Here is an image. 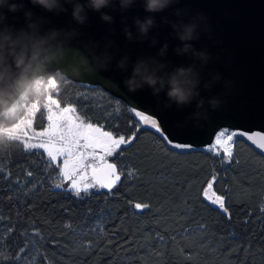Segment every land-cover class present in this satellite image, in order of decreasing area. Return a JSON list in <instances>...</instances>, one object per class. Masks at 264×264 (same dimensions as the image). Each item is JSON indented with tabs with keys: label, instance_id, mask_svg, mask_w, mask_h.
Here are the masks:
<instances>
[{
	"label": "trees",
	"instance_id": "1",
	"mask_svg": "<svg viewBox=\"0 0 264 264\" xmlns=\"http://www.w3.org/2000/svg\"><path fill=\"white\" fill-rule=\"evenodd\" d=\"M56 79L62 106L135 138L111 157L123 170L115 187L80 196L42 149L0 144V264H264V155L241 138L231 160L222 151H175L102 87ZM41 113L37 127L47 122ZM213 176L227 214L204 195Z\"/></svg>",
	"mask_w": 264,
	"mask_h": 264
},
{
	"label": "water",
	"instance_id": "2",
	"mask_svg": "<svg viewBox=\"0 0 264 264\" xmlns=\"http://www.w3.org/2000/svg\"><path fill=\"white\" fill-rule=\"evenodd\" d=\"M25 4L28 9L44 18L46 28L75 29L79 36L72 40V45L79 48L89 59L93 56L103 59L101 54L110 53L113 59L106 69L101 68L91 75L63 77L88 87H102L124 101L131 109L135 108L156 119L163 136H167L169 141L192 145L191 148L177 149L164 140L171 149L179 152L207 150L214 143L217 132L223 128L242 130L248 134H264V0H180L179 5L156 14L157 27L147 38L134 41L126 39L124 29L129 27L135 36L133 17L143 18L147 15L143 10L142 0H137L131 9L124 13L120 12L118 5L114 6L115 10L103 9L114 17L111 24L103 22L100 13L90 11L88 21L84 25L72 20L70 4L66 5V12L58 14L45 12L38 7L33 8L27 0ZM175 7H186L191 14L203 12L209 18L213 39H209L208 34H202L198 41H193L195 48H207L212 55V60L202 72L203 80L209 78L210 71H215L221 74L223 80L232 82L229 94L224 97L227 101L224 106L215 111L209 109L207 118L199 121L186 119L196 110L195 103L183 109H178L175 105L164 108L163 102L166 98L163 93L156 97L148 88L129 91L124 83L132 72V62L138 57L155 56L158 52L159 44L156 47L149 46L153 36L158 37L160 44L167 42L169 45L166 60L171 66L192 63L190 57L176 55L174 49L181 42L174 38L170 25L161 22L162 17H167L169 21L176 20ZM9 22L18 27L23 25L22 13L16 14L15 17L9 14ZM216 40L220 43H216ZM125 55L130 57L131 62L127 71H120L117 61ZM200 91L205 100L221 94L224 92L223 81L214 85L210 91L201 86ZM205 107H208L207 104ZM158 134L163 138L161 133ZM238 138L245 140L264 155V149H260L246 137ZM107 160L109 163H115L111 159Z\"/></svg>",
	"mask_w": 264,
	"mask_h": 264
},
{
	"label": "clouds",
	"instance_id": "3",
	"mask_svg": "<svg viewBox=\"0 0 264 264\" xmlns=\"http://www.w3.org/2000/svg\"><path fill=\"white\" fill-rule=\"evenodd\" d=\"M33 8H41L48 13L66 12V5L72 6L71 17L75 23L84 25L88 21V12L100 13V19L108 24L114 17L103 11L118 5L121 13L127 12L137 0H27ZM143 10L147 14L143 18L133 17L136 34L125 27L126 39L134 41L149 36L157 27L156 14L165 11L180 0H142ZM22 13L23 25L17 26L9 22V14L13 17ZM175 21L162 17L161 22L169 24L174 38L181 44L174 49L177 56H188L190 64L171 66L166 60L167 42L160 44L158 37L153 36L150 47L159 49L155 56L138 57L132 62V72L125 79L129 91L151 89L152 95L165 96L164 108L175 105L183 109L195 103L196 110L186 119L199 121L206 119L209 109L215 111L227 102L224 97L229 94L232 82L223 80L219 72L210 71L208 79L203 80L202 72L212 60L207 48H195L193 41H198L202 34L213 39V29L208 16L203 12L191 14L186 7H175ZM187 18V19H186ZM79 33L75 29L46 28L44 18L28 9L25 0H0V129L9 127L20 118L22 108L19 105L24 98L31 100L35 94L37 81L47 82L49 78H62L65 75H91L101 68L106 69L113 59L110 53L89 59L79 48L72 45ZM216 43L220 41L216 40ZM130 57L123 56L117 61L120 71H127ZM223 81L224 92L213 95L207 100L201 95V86L211 90L214 85ZM207 104V108L205 107ZM15 109L14 115H10ZM12 142V138L0 133V144Z\"/></svg>",
	"mask_w": 264,
	"mask_h": 264
},
{
	"label": "snow or ice",
	"instance_id": "4",
	"mask_svg": "<svg viewBox=\"0 0 264 264\" xmlns=\"http://www.w3.org/2000/svg\"><path fill=\"white\" fill-rule=\"evenodd\" d=\"M35 91L38 96H43L44 99L37 98L28 100L24 98L19 105L24 109V115L16 120L10 127L0 129L12 141L20 142L25 151L33 149H43L49 157V163L56 161L58 158H63V167L60 169L61 174L66 180L71 181V189L76 196H80L81 192L87 193L89 189L96 187L106 188L111 190L120 181V173L115 163H109L107 157L117 154V150L121 145L131 143L135 137H129L126 141L123 135L115 138L112 132L103 131V125L100 127L94 126L93 123L86 122L80 115H77V108L72 107L68 101H65L67 106L62 107L60 100L54 98L53 92L59 94L56 78H49L47 82L37 81ZM41 108L46 109L47 127L43 131H33V122L36 114L41 111ZM143 125H148L156 132H161L160 124L152 116L145 115L142 111H137L135 108L130 109ZM15 109L10 115H14ZM41 120L44 119V114L41 113ZM236 137H246L247 140L256 144L260 149H264V134L254 132L252 134L245 133L242 130H230L224 128L220 130L216 136L214 143L209 146L208 151L217 152L222 150L227 158H232V145L237 143ZM171 147L177 149L191 148V144L173 143L168 140L167 136H163ZM36 141V142H33ZM2 170V169H0ZM134 172H129V175H134ZM29 176L32 174L29 172ZM91 176L93 182H85ZM216 177H212V181L208 182L205 197H208V192L212 190L213 183ZM62 184H56L55 188H62ZM214 205H218L219 209L224 213H228L224 196H216L212 200ZM147 204H136L135 208H147ZM261 211L264 212V205L261 206ZM2 218V217H0ZM230 219V214H229ZM10 232L11 229L9 228ZM2 239V237H0ZM163 240V237L160 238ZM23 251V248L20 249ZM5 254L0 249V259H4ZM19 259V256L16 257Z\"/></svg>",
	"mask_w": 264,
	"mask_h": 264
},
{
	"label": "rangeland",
	"instance_id": "5",
	"mask_svg": "<svg viewBox=\"0 0 264 264\" xmlns=\"http://www.w3.org/2000/svg\"><path fill=\"white\" fill-rule=\"evenodd\" d=\"M32 100V99H31ZM62 106V105H61ZM72 107H75V108H77L75 105H71ZM62 107H64V106H62ZM77 115H80L82 118H83V116L80 114V112L78 111V109H77V113H76ZM24 115V109H22V111H21V113H20V117H22ZM45 116L47 115V111H46V109H45V114H44ZM36 116H37V114H36ZM84 119V118H83ZM17 120V119H16ZM16 120H14L13 121V123H15L16 122ZM86 122H89V121H87V120H85ZM36 118L34 119V122H33V131H35V132H40V131H43L44 130V128H46L47 127V123H48V121L46 122V124H45V126H43V127H37L36 126ZM90 123H92V122H90ZM12 125V124H11ZM11 125H9V127L11 126ZM94 126H96L95 124H94ZM96 127H99V126H96ZM103 130V129H102ZM103 131H106V130H103ZM114 136V135H113ZM115 138H119V137H116V136H114ZM126 141H127V139H125ZM33 142H36V141H33ZM122 146H126V144H124V145H121V147ZM43 150V149H42ZM208 150V149H207ZM44 151V150H43ZM218 151H219V153L222 151V150H219L218 149ZM223 152V151H222ZM213 153H217V152H214L213 151ZM224 153V152H223ZM47 154V153H46ZM111 157L112 156H110V157H107V159H111ZM62 160H63V158H58L56 161H54V162H56L57 164H59L60 165V169L63 167V164H62ZM112 160V159H111ZM60 176H61V182H62V184H67V186L69 187V188H71V181H69V180H66L64 177H63V175L61 174V172H60ZM210 181H212V177L210 178V180L208 181V182H210ZM86 183L87 182H93L92 181V179H91V176H89L88 178H87V180L85 181ZM208 182H207V184H208ZM207 184H206V188H205V191L207 190ZM205 191H204V193H205ZM205 195V194H204ZM216 196H221L217 191H216V189L214 188V183H213V188H212V190L211 191H209L208 192V197H207V199L209 200V201H211L212 202V200H214L215 198H216Z\"/></svg>",
	"mask_w": 264,
	"mask_h": 264
},
{
	"label": "built area",
	"instance_id": "6",
	"mask_svg": "<svg viewBox=\"0 0 264 264\" xmlns=\"http://www.w3.org/2000/svg\"><path fill=\"white\" fill-rule=\"evenodd\" d=\"M224 129V128H223ZM222 130V129H221ZM231 130V129H230ZM219 132V131H218ZM217 132V133H218ZM238 139V137H236V140ZM235 146H236V143H234L233 145H232V154H233V152H234V148H235Z\"/></svg>",
	"mask_w": 264,
	"mask_h": 264
}]
</instances>
